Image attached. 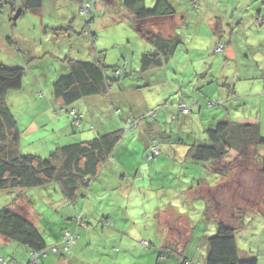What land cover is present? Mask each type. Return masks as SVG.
Here are the masks:
<instances>
[{
    "label": "rangeland",
    "instance_id": "1",
    "mask_svg": "<svg viewBox=\"0 0 264 264\" xmlns=\"http://www.w3.org/2000/svg\"><path fill=\"white\" fill-rule=\"evenodd\" d=\"M170 1L178 12L189 16V25L181 27L178 31L182 43L178 45L174 58H171V62L165 68H158L153 73L149 71L139 76L142 53L147 48V41L134 29L135 27L133 28V20L126 15L124 8L117 6L121 0H102L97 9L93 7L91 16L95 14L97 20L91 29L86 26V15L81 13L77 2L43 0L42 8L25 10L17 20H14L15 13L9 2L0 0V64L6 68L24 70L22 89L11 91L7 96L8 105L17 118L21 131V155L38 156L46 160L58 148L99 138L97 136L99 131L102 132L101 136L106 134L104 132L117 131L122 127L120 118L125 121L140 120L154 114L156 115L152 121L155 125L154 130L160 132L158 123L162 128V134L155 135L161 155L150 158V151L145 140L139 138V132L124 133L122 141L115 149L114 159L104 166L95 184H91L94 189L98 187V183H105V178L110 177L111 190L114 187L119 189L115 190L117 192L125 190L140 198L146 196L147 201L137 205L138 212L132 211L135 215H140L139 226L143 227L144 233L137 238V225H133V220L129 217L126 219L131 226L124 232H119L121 224L114 220L111 221L113 227L104 228L102 232L100 221L106 217V213L103 212L111 207V204L105 202L91 211L90 214L95 212L93 218L99 221L96 222L95 229H91L92 234L88 235V240L85 235L84 238L78 239L83 244L80 246L79 243L77 246V255L99 256L96 248L100 242H104L105 236L107 239H114L112 233L119 232L125 242H128L127 249L130 247L128 255L132 264H145L150 254L147 252L148 248L142 247L139 243L142 240L148 241L154 248L160 249L169 241L156 238L160 235L164 238L167 230L183 225L189 229L193 228V236L187 242L188 247L186 246L187 256L194 252L191 258L196 264H202L208 253L207 239L215 235L218 222L221 221L236 228L240 254L257 258L258 264H264V176L257 177L256 169L253 168L249 171L248 177L246 174L233 178L238 180L237 185L244 187L242 189L240 187L238 191L243 197L238 199L240 202L236 209L231 208L229 204L233 201L229 192L231 190L226 189L229 184L223 185V188L217 189L214 194L217 199L218 195L222 194V206L215 205L211 199L213 196L210 195L208 197L212 210L210 215L217 212L219 218L217 222L215 221L217 225L212 222L209 226V215L205 213L196 215L193 209L197 203L194 197H201L205 193V179L211 177V174L198 166H195L193 172L191 166L194 164L189 161L186 151L192 146V142L201 143L203 137L207 136L202 131L205 128L198 120L199 115L195 121L200 123V126L197 124L192 126L189 120L177 118V106H165V101H170L171 104L174 102L176 96L173 93L170 96L169 90L180 81L179 79L192 80L193 84L195 81L203 80L205 74L202 73L205 67L212 72L214 82L223 81L222 84L227 86H233L235 83L241 85L246 78L253 77L264 82V59L256 64L249 52V47L253 48V52L256 50L264 26H259L255 18L247 22L232 21L235 18L234 11L243 4L242 0ZM262 1L255 0L252 5L257 8ZM237 2L240 4L237 5ZM149 4L147 3V7ZM162 22L164 21H159L160 25L154 26L153 30L157 32L167 30L164 27L166 24L163 25ZM82 31L97 34L98 51L107 48V53L105 51L100 53L107 71L110 73L120 67L124 70V76L121 81L113 82L112 91L107 96L86 98L74 105L84 116L82 126L77 128L67 115L56 113L59 106L55 102L53 85L60 76L67 74L69 60L94 61L97 50L95 48L87 50L88 47H92V40L89 38L87 41ZM216 31L220 33L216 34ZM237 32L244 33L238 35ZM221 36L223 42L219 43ZM242 42L245 48L241 46ZM225 45L223 51H217L219 47ZM185 48L189 52H186ZM137 86L141 88L137 89ZM162 95L166 97L161 99ZM253 104L256 102L249 103L246 111L243 107L241 109L243 111L240 110L236 116L233 113V118L225 116L226 113H223L221 118H227L235 123L237 118H244L245 114L246 118H249L253 111L257 119H260L264 132V102L259 103L256 108ZM118 109L120 117L116 115ZM223 109L226 110V107ZM205 112L208 116L220 113L217 108H209ZM201 118L207 126V119H204V116ZM116 123L120 126L118 129L114 127ZM182 140L184 143H181ZM249 155V160H254L250 152ZM111 177H116L118 182L115 183ZM122 177L125 180L121 182ZM139 187L141 189L138 190ZM55 188L53 186L48 189H28L24 196L21 195V200H16L20 212L30 211L32 208L27 199L31 202L39 216L30 213L25 215L31 216L45 241L49 233L54 232V229H60L62 222H68L65 219L69 218L70 214L76 215L81 212V206H84L83 200H79L74 206L66 203L64 207L63 203L66 201L58 187L56 193L53 191ZM18 194V191L0 192V207L12 204ZM259 202L261 207H255ZM202 210L205 211L204 204ZM189 212L191 215H188ZM175 214L178 215L176 221L172 220ZM195 216H200L201 227L199 223H194L193 226L190 224L196 220ZM126 226L128 223L124 227ZM87 241L93 245L90 251L85 245ZM106 248L104 254L110 253L105 258L112 259L113 251H110V247ZM116 248L118 247H115L114 252L118 254L120 247L117 252ZM119 253L122 254V251ZM171 262L172 260H167L163 263Z\"/></svg>",
    "mask_w": 264,
    "mask_h": 264
},
{
    "label": "trees",
    "instance_id": "2",
    "mask_svg": "<svg viewBox=\"0 0 264 264\" xmlns=\"http://www.w3.org/2000/svg\"><path fill=\"white\" fill-rule=\"evenodd\" d=\"M7 1L13 13L21 9L20 16L25 10H37L43 6V0ZM65 1L79 3L81 13L84 16L86 15V26L91 29V26L93 27L94 22L97 20L95 14L91 16V12L93 7L95 9L99 7L102 0ZM147 3H150L149 7H147ZM239 4L237 2V5ZM117 6L121 9L124 8L126 15L133 19V28L135 27L134 29L147 41V48L142 53L139 76L149 71L153 73L158 68H165L171 62V58H174L178 45L182 43L181 38L178 33H176V36H168L162 31L150 30L151 27H147L148 25L145 22L167 21L179 15L172 2L170 0H121ZM238 9H243L245 12L249 10L242 7H238ZM233 16L235 17L232 19L234 22H242V20L247 22L248 19L246 18H252L254 15L247 13L246 16L241 17L236 15L235 10ZM257 22L259 26H264V17L257 16ZM162 24L166 23L162 22ZM180 25L184 27L189 23L188 21H181ZM217 32L219 31H216V34ZM243 33L237 32L236 34L242 35ZM82 34L87 38V41L89 38L92 40V47H88L87 50L90 51L92 48L97 50L94 61L69 60L67 74L60 76L53 85L55 102L59 106L56 113L67 115L73 126L77 128L82 126L84 116L74 105L79 104L86 98L107 96L112 91L113 82L121 81L124 76V70L120 67L110 72L112 75L107 71V66L103 63V56L100 54L104 51L107 53V48L104 51H98L96 46L97 34L87 31H82ZM231 34H233V31H231ZM221 38L219 43L223 42V37L221 36ZM225 47L226 45L219 47L217 51L221 52ZM185 51L189 52L187 48H185ZM204 78L205 75H203V80ZM23 79V69H10L0 64V192H19L12 204L0 207V237L29 250L30 259L27 264H40V258L47 257L49 253L64 256L71 255L79 239L78 232L80 229L83 231L88 227L95 228V226H92L95 223L92 224V222L98 223L99 220L93 218L94 215H90L89 211L86 210L85 198L91 189V184L95 183L104 166L114 159L115 149L122 141L124 133L139 132L138 135H141L145 143L148 144L150 158H157L161 155V149L155 140V135L162 134V128L158 123L157 127L160 132L157 133L154 130L153 126L155 125L152 122L156 118L154 114L149 115V117L145 116L140 120L125 121L120 118L122 127L119 130L111 133L104 132L106 134H103V136H101L102 132L99 131L97 132L99 138L58 148L46 160L38 156H23L21 155L20 127L7 102L9 92L22 89ZM179 80L169 90L170 96L172 93L176 96L174 102L171 104L170 101H165V106H177V118L189 120L192 126L196 124L198 127L200 126V123L195 121L196 116L199 115L198 120L205 128L202 131L207 136L203 137L201 143L194 141L192 146L186 149L189 161L194 163V166L210 170L213 174L225 176L231 173L233 167L231 163L226 161L232 150L243 153V150H247L250 146H264V139L259 138L256 134L254 141H252L253 139L248 141L242 133L237 135L238 131L242 128L245 129L247 125H238L233 121L218 119L216 124L209 127L208 124L211 120L205 111L209 108H217L220 106V101L218 99L211 102L207 101L202 105L195 101L190 102L185 94L188 87L195 85V82L193 84L192 80ZM214 83L217 84L219 81L217 80ZM140 88L137 86V89ZM194 112H196V115H194ZM201 114H204V119H207V126L204 125ZM116 115L120 117L119 109L116 111ZM173 118L176 119V117ZM181 143H184L183 140ZM262 173L264 174V158H262ZM53 186L56 187L53 189L55 193L57 187L59 188L62 198L69 206H74L79 200L84 201V206L81 212L74 215L71 220L74 226L73 229H64L60 242L47 246L44 237L32 219L25 215L24 211L20 212L21 209L16 205V200H21V195L28 189H48ZM100 222L102 223L101 229L113 227V223L108 220H101ZM236 234L237 230L234 226L221 221L218 222L215 235L207 239L208 253L202 264H258L259 260L257 258H249L240 254ZM69 238L73 242L70 240L71 243H69ZM139 244L144 248H148L147 252L149 254L155 255V264H164L163 262L167 260H172L171 264H174L175 260H178L179 264H196L191 258L192 256L188 257L186 255V246L181 249L178 245H163L158 249L144 240ZM66 246L69 251H65ZM117 250L118 248L116 252ZM0 264H10V261L0 258Z\"/></svg>",
    "mask_w": 264,
    "mask_h": 264
},
{
    "label": "crops",
    "instance_id": "3",
    "mask_svg": "<svg viewBox=\"0 0 264 264\" xmlns=\"http://www.w3.org/2000/svg\"><path fill=\"white\" fill-rule=\"evenodd\" d=\"M254 1L255 0H242L243 4H241L240 7L244 6L245 8L249 10H247L248 12L247 11L245 12L243 9L241 10L238 9L236 10V15H240L241 17H244L246 16L247 13H250L251 15H254V16L252 18H246L248 19L247 21H253V19L255 18L256 22H257V16L264 17V0L258 5L257 8H255L254 5H252V2ZM250 6L252 7L250 8ZM255 15L257 16L255 17ZM188 19H189V16L186 13L179 12V15H177L176 17L168 19L167 21L169 22L164 21L166 23L164 27L167 28V30L164 29V34L168 36H176V33H178L179 29L182 26L180 25V22L188 21ZM145 24L151 25V28L149 27L150 30H153V26L160 25L158 20L157 21L154 20L151 22L148 21V22H145ZM258 42L259 44L256 46V50L254 49V52L252 50L253 48L249 47V52L251 54L249 55L253 58L256 64H258L259 61H261V59H264V32L261 36V40H258ZM241 46L244 48L246 47L244 46L243 42ZM257 52H260V53H257ZM250 63H253V62L250 61ZM203 70H204L203 74H205V79L195 81V85H193L192 87L189 86L185 96L189 98L190 102L195 101L196 103L200 105H202L203 103H206L207 101L211 102V101H216L217 99L220 101V106L217 107L220 113H217V115H213L212 118L210 116L211 122L209 124L207 123L209 127L216 124L218 122V119L228 120L227 118H221V115L223 113H226L225 116L227 117L231 116L233 118L234 116L237 115V113L241 109H243V107H244V110L247 107H249V103L256 102L255 105L253 104L254 105L253 107L256 108L257 106H259V103L261 104L264 102V100H262L264 99V82L261 81L259 78L257 77H253L251 79L246 78V81H242L241 85L238 83H235L233 86H227L225 84H222L223 81H220L217 84L214 83V80L211 74L212 72H210V69L205 67ZM165 97H166L165 95H162L161 99ZM223 107H226V110H224ZM233 113H234V116H233ZM201 115L204 116V114H201ZM256 116H257L256 113L252 111L249 118H246V114L244 118L243 117L237 118V120L235 121L236 124L249 126V127L246 126L245 129L242 128L241 130H239L237 135H239L240 133L244 134L248 141L249 139H253L252 141H254L255 134L258 135L259 138L264 139L263 125L260 122V119L259 118L257 119ZM114 127L115 129H118L120 126L116 123V126ZM139 138L142 139V136L139 135ZM59 145H61V143H59ZM146 145L148 147L147 143ZM249 152L252 154V157L254 156L253 157L254 160H249L250 159ZM243 153L242 152L240 153L235 150H232L229 153L226 161L227 163H231L233 166L230 174H227L225 176H220L219 174H216V173L213 174L210 170L206 169L207 171L210 172L211 177H208V179H205L206 181L205 193L201 197L200 196L194 197V200L197 199V203H196V207L193 210L195 211L196 215L198 213L208 214L209 215L208 219L210 220L208 223L209 226L211 225L212 222H214V224L217 225L216 222L218 221L217 219L219 218V214L217 212L215 214L210 215V212L212 211L210 207V199L208 198L210 195L213 196L211 199L215 205H217L218 207L222 206L223 204V202H221V198L223 197L222 194L218 193L220 194L218 195V199L215 198L216 195L214 196V194L217 189L223 188V185L229 184L227 185L226 189L231 190L229 192L232 194L231 196L233 197V201H230L229 204L231 208L235 207L236 209L237 205H239V202H240L238 199L243 197V196H240L241 194L239 195L238 191L240 187L242 189L243 186L237 185L238 180L236 181V179H233V178L239 177L240 175L242 177V175L245 176L246 174H247L246 176L248 177L249 171L252 170L253 168L256 169L257 177L264 176V174L262 173V158H264V146H254L253 145V146H250L247 150L245 151L243 150ZM179 155L180 153L177 154V157ZM194 165L191 166V169L193 170V172L195 169ZM111 178L113 179L115 183L118 182V180L115 179L116 177H111ZM133 178L138 179L139 177H133ZM105 180H106L105 183H98V187L94 189L93 187H91V189L89 190L87 197L85 198V204H86L85 207L87 208L86 210L89 211L88 213L90 214L92 210H95L96 206L99 207V205L101 206L105 202H107L108 205L111 204V207L105 209V211L103 212L104 214L106 213V217L103 220H108L110 222L114 220L117 223H120L122 228H120L121 230L119 232H124L126 228L131 226L129 220L126 219V217H129L133 220V225H137L136 235H137V238H139L140 237L139 235L143 234L144 230H143V227L139 226L140 225V215H135V212H132V211L138 212L139 208L137 207L139 206L137 205H139L140 203L146 202L147 197L141 196L140 198L134 194L132 195L130 191H125V190L122 192H117L115 190H119V189H114V187L111 190L110 177L105 178ZM123 180H125L124 177H122L120 181L122 182ZM232 182L234 183L237 182V183H235L236 184L235 185ZM99 186H104V188H100ZM139 189L141 188L139 187L138 190ZM245 190L247 191L246 187H245ZM25 192L26 191L23 192V196ZM201 199H202V202H200ZM27 201L29 202V206L32 209L24 213L25 214L30 213L31 215L36 214L39 216L37 211H35V209L33 208L31 202L28 199ZM250 203H252V201H250ZM203 204L205 205L204 212L202 210ZM63 205L65 207L66 202H64ZM248 206L250 207V204H248ZM259 206L261 207L260 202L257 203L255 207H259ZM69 210L70 209H68V211ZM94 213L95 212H93L92 215H94ZM179 213L181 214L180 209H179ZM188 215H191V213L189 212ZM73 217H74V214H70L69 218L65 219L69 223L66 221L65 223L62 222L63 225H61L59 230L54 229L55 230L54 232L49 233V235L47 236L48 239L46 240L47 246H51L53 244L60 242L62 231L64 229H68V228L70 229L74 227L71 222ZM199 217L200 216L198 217L195 216L196 220L192 221V223L190 224L193 226L194 223H199V227H201L202 220H200ZM177 219H178V215L175 214L172 217V220L176 221ZM94 223L96 224V222ZM126 223H128V226L124 227ZM92 226L94 227L95 225H92ZM202 228L204 227L202 226ZM91 229L92 228L88 227L85 230H83L84 232L79 231L78 232L79 239L84 238L83 235H85L86 239L88 240L87 238L88 235L90 236L92 234ZM103 230L104 229H102V232ZM119 232L112 233V236L114 239H107V236H105V239H104V235H103L102 239H104L103 240L104 242H100V245L96 248V252L99 256H93V255H90V257L78 256L76 248L79 245V243H80V246H82L83 242H80V240H77V243L74 246L73 252L71 255L64 256V255H55L53 253H49L47 257L40 258V264H132L131 259L128 255V251L130 248L129 247L127 249L128 242L127 243L125 242L124 238L121 236ZM192 236H193V228L189 229L186 226L182 225L180 226V228H173L171 230H167L166 233L164 234V238L160 235L156 239H160L161 241H163L164 239L168 240L169 242L168 244H166V246L167 245H170V246L178 245L182 249L185 246L188 247L187 242ZM104 244H105V247H103ZM85 245L88 251H90V249L93 247L92 242H89V241L85 242ZM106 247H110V251H113L112 259L105 258L110 253L109 252L108 254H104V251H106L107 249ZM115 247H118V249L120 247L122 254L119 253L120 250H118V254H115L114 252ZM187 250L188 248L185 251L186 255H187ZM93 252H95V250ZM29 253H30L29 250H27L23 246L15 242H12L10 240H7L6 238L0 237V258H5L6 260L10 261V264H27L30 259ZM100 253H102L103 255L102 254L100 255ZM191 255H194V252H192ZM191 255L189 257H191ZM155 261H156L155 255L150 254L149 260L145 261V264H155ZM133 264H138V263H133ZM174 264H179V261L175 260Z\"/></svg>",
    "mask_w": 264,
    "mask_h": 264
},
{
    "label": "water",
    "instance_id": "4",
    "mask_svg": "<svg viewBox=\"0 0 264 264\" xmlns=\"http://www.w3.org/2000/svg\"><path fill=\"white\" fill-rule=\"evenodd\" d=\"M20 12H21V9H19L16 13H15V16H14V20H17L20 16Z\"/></svg>",
    "mask_w": 264,
    "mask_h": 264
},
{
    "label": "built area",
    "instance_id": "5",
    "mask_svg": "<svg viewBox=\"0 0 264 264\" xmlns=\"http://www.w3.org/2000/svg\"><path fill=\"white\" fill-rule=\"evenodd\" d=\"M68 236H70V235L68 234ZM70 237H71V236H70ZM70 240H71V238H69V241H68L69 243H71V241H72V240H71V241H70ZM72 242H73V241H72ZM55 251H57V250H55ZM65 251H69V248H68L67 246L65 247ZM33 261L35 262V260H33Z\"/></svg>",
    "mask_w": 264,
    "mask_h": 264
}]
</instances>
